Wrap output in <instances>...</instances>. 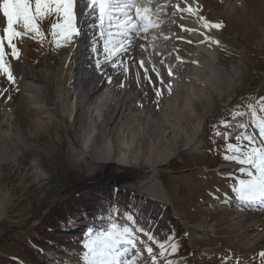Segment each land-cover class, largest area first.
Listing matches in <instances>:
<instances>
[{"label": "rangeland", "instance_id": "obj_1", "mask_svg": "<svg viewBox=\"0 0 264 264\" xmlns=\"http://www.w3.org/2000/svg\"><path fill=\"white\" fill-rule=\"evenodd\" d=\"M77 1L74 0V2ZM197 1L199 5L201 4V12L207 20L223 25L214 33L219 41L218 44H215L217 50L215 67L223 74L228 83L223 82L221 91L217 90V86L208 87L205 91L204 95L212 98L210 109L207 112L203 110L202 98L199 104H193L198 117L202 112H206L202 119V128L197 136L200 148L193 151H182L176 157L162 164L151 162L155 164L158 180L169 197L170 206H167L171 209L172 216L179 222L183 231L182 238L190 250L188 255L190 263L188 264H264V257L259 255L264 252V238L258 243L249 242L250 245L246 244L248 239L253 240L264 230V205L257 204V209L251 208L249 201L238 198L233 187L238 179L246 177L239 172L241 165L225 159L226 155L232 154L227 151V145L240 142L236 138L220 145H205L204 142L207 119L213 117L219 109L224 107L230 108L234 113H246L243 117L248 125V133L255 135L257 140L259 139V134L251 123V113L247 106L252 104L257 114L264 116V113L259 110L260 105L256 103L264 98V0ZM74 9L75 13L77 9ZM169 13L166 11L163 16H168ZM56 22L55 14L41 22L42 37L37 36L33 39L35 33L29 32L22 38H15L13 43L20 53L18 59L12 58V50L7 46V40L4 42L7 53L5 59L9 64V61L18 62L28 69L40 70L45 68L48 63L54 76H50L52 98L58 99L57 96L64 94L70 101H68L69 105H74V110L72 120L63 117L57 108L49 111V115L46 117L37 111L28 110L27 107L33 103L26 101L22 96L23 86L27 80H19L12 66L13 81H9L6 75L0 73V112L9 111L15 115L17 126L23 131L22 137L27 146V149H21L22 153L18 156L16 163L0 166V256H14L16 252L15 239L26 241L27 232L35 227L48 209L66 194L73 192L77 187L94 184L99 179L106 177L104 176V167L111 166L114 169L129 170L131 177L125 178L123 189L132 190L145 196L146 194L137 189L142 181L151 174L152 169L146 162L150 157L152 145L147 143L148 136L143 131L145 120L146 118H158L164 104L167 105L172 101V98L178 97L190 82L178 75L177 68L180 65L170 67L171 75L162 68L164 72L162 78L158 76L156 78L147 66L139 68L138 61L136 62L138 68H132V75L130 72L128 75L124 73L122 75L120 73L111 74L110 69L114 70L116 67L114 68L110 64L109 69L108 66H104L105 61L100 62L102 63L100 69L97 67L95 73L98 78L103 79L100 82L103 91L108 88L109 92L129 94V98L121 96V100L125 102V106H121L123 108L122 115H114V122L109 127V140L112 142V146L114 145L112 149L114 156L111 161L95 163L87 159L86 163L81 161L76 163L77 153L72 154L71 144L76 147L77 151H82L86 145L83 136L91 132L95 133V138L99 135L100 129L95 126L97 119L93 109L94 106H103V102L94 105V101L101 93L98 92L90 98L91 87L82 92L76 85L71 86V83L78 79L76 72L71 70V67L80 66L84 60L82 55L76 56L78 58L76 64L59 71V62L72 48L73 36L68 40L60 36L54 39L51 34V24ZM0 24L6 26L2 13H0ZM2 26H0V35L3 34ZM167 26L170 33L168 41H170V45H173L172 43L175 45L182 33L177 32L178 27L173 21L167 23ZM201 40L203 41V38ZM161 42L162 52H169L171 49L168 50V46L165 45L167 43ZM178 45L181 54H184L186 47L180 43ZM75 47L74 45L73 49L76 54L77 47ZM97 49L93 50L89 60H98L95 52ZM164 58H166L164 62L172 63L173 61L171 55ZM113 63H116L118 68L121 66V69L124 66L121 62L113 61ZM149 63L152 65V61ZM146 74L147 79L145 78ZM167 79L172 84L169 89L173 92L164 95L162 85L168 81ZM161 81L163 82L161 83ZM37 84L42 85V81L39 79ZM157 90L161 92L160 96L156 95ZM127 99L128 101H126ZM37 100H39L38 105H42L45 98L39 96ZM182 102L180 103L182 104ZM79 105L82 106L81 110H78ZM113 105L114 103L111 102L107 110L105 109L106 114L112 113ZM124 114H126L125 118ZM108 118H103V121L98 120V125H104L109 121ZM36 119H41L44 122L42 128L38 123H36V127L33 122ZM77 119L79 123H76ZM222 125L221 121L215 124L216 135L221 132ZM4 128L7 127L4 126ZM142 131L144 132L143 138L141 137L143 145L139 149L140 140L138 141V139ZM149 132L157 134L151 129ZM122 138L123 140H121ZM101 140L100 136L96 138V141L92 140L93 144L89 148L93 149L90 152L91 156L94 155V149ZM120 140H125L130 147L135 148L128 155V163L116 160V156L121 151H125L123 148L121 149L122 142ZM37 161L39 166L34 168L33 163ZM170 162L171 165L180 164V168L173 170L174 168L169 166ZM213 165L216 167L211 168ZM225 166L227 167L225 168ZM107 181L104 180L102 183L106 184ZM244 205L247 208L245 211H243ZM258 207L261 209L259 210ZM238 212H244V215L237 218ZM241 218H244L241 227H233L232 225L238 223ZM203 222L213 226L215 231L207 233L195 231ZM73 223L78 224L75 220ZM134 235L137 242L136 249L131 250L126 257H130L132 260L133 253L139 252V255L135 257L137 264H153V258L155 264H167L168 261H172L173 264H187L188 261L180 257L181 251L178 248L175 252L171 251L170 244L174 243L173 241L165 246L164 256H160L161 249L152 240H149L148 236L141 232L134 233ZM147 247L152 248L151 254L145 250ZM82 251V247L75 249L73 257L68 259L69 263L81 264L79 254Z\"/></svg>", "mask_w": 264, "mask_h": 264}, {"label": "bare ground", "instance_id": "obj_2", "mask_svg": "<svg viewBox=\"0 0 264 264\" xmlns=\"http://www.w3.org/2000/svg\"><path fill=\"white\" fill-rule=\"evenodd\" d=\"M80 2L83 5L84 0H80ZM146 2L147 0H141L142 5ZM157 5L162 6V10L159 13L154 12L152 16L153 19L160 21L159 26L151 27L147 33H140L139 35H137L136 33H132L130 36L131 43L129 46H127V50L120 51L116 56L112 58H114L115 61L124 64L122 69L121 66L119 68L116 67L113 70L114 74L120 73L122 75L124 73L128 75L130 72V74L132 75L131 72H133L132 70L134 68L136 69V62L138 61L139 68H144V66H147L148 69L152 70L150 72H152L153 75L155 74V77L157 76V72L159 73L158 77L163 76V69L169 72L171 70L170 67L173 68L175 65H180L177 68L178 75L184 78V80H190L188 86H186L181 93L179 92L180 94L178 95V97L172 98V101H170L167 105L164 104V107L160 115H158V118H153L154 120L146 118L144 124L145 129H143V131L148 136V140L146 139L148 141L147 143H151L152 145V149L150 150L149 154L150 157L146 161L147 164L152 167V169L151 174L142 181L137 189L141 193L146 194L154 199L164 200L167 202L168 197L166 196V193L164 192V189L161 187V184L158 180V171L155 168V164H152L151 161H155V163L159 162L162 164L163 162L176 157L182 151H193L196 148H200V144L197 142V136L203 125L202 119L205 117V113L210 109L212 99H210L208 95L205 96L204 93L205 91H207L208 87L210 88L212 86H217V90L221 91V86L224 85L223 82H228L226 81L223 74L219 70H217L218 68L216 69L215 67V60L217 55L216 45L214 43H211L210 41L205 40V35L211 36L216 40L218 38H216V35L214 34L216 31L215 28L206 29L203 27V21L199 19V16H203L201 12V4L199 5L197 0H151L150 7L154 9ZM176 5H179L181 8H185L191 5L193 9L198 8L199 12L197 13V15H192L188 12L178 11L175 8ZM81 11L87 17L86 23L81 24L84 29H80V33L78 36V43L80 46V48L78 49V53L79 55H82V58H84V60L80 63V66L77 65L78 67H71V70L73 69L74 72H76V76L78 77V79H76L75 81L76 84L75 82H73L71 83V86L76 85V87H78V89H80L82 92H84L86 88L91 87V92H88L90 98L98 92L101 93L100 96L94 101V105H97L99 102L102 104L103 102V106H94L93 112L96 113L95 115L97 119L95 122V126L100 129L98 136H100L102 140L99 141L98 145L95 147V153L93 156L90 155V152L93 149L89 148L93 144L92 140L96 141V138L98 137L97 136L95 138L96 135L95 133L92 134L93 132L83 136L84 142H86L84 143L86 144L84 146V150L77 151L76 147H74L73 144H71V148L73 151L72 154L77 153V159L75 160L76 163H78V161L86 163L87 159L95 163H105L111 161L112 157L114 156V154L112 153L114 145L112 146V142H110L109 140V127L114 122V115H122V107L125 106V102L121 100V96H127V98H129V94H117L114 91L109 92L110 89L108 88L103 91L101 87L102 84L100 83L103 79L98 78V75L95 73V68L97 67L98 63L100 65L102 64L100 62L103 61H105L104 66H108V54L105 52V39H107L108 36L107 31H105V34L103 36L101 35V30L99 28L100 21L98 19V11L89 8V3H87L84 8H81ZM166 11L170 12L169 15L163 16V13H166ZM204 18L206 21L210 22L206 17ZM172 21L175 23V26L178 27L177 32H180V34L182 33L181 36H179L177 39L178 43L175 45L174 43H172L173 45H170V41H168V36L170 35V33L168 32L169 27L167 26V23ZM104 27L107 30V20L105 21ZM184 29H194V31H186ZM92 31H95V33ZM201 38H203L204 42H202ZM161 41H163L164 44L167 43L165 45L168 46V50L171 49L169 52H162L163 48L160 46ZM189 41L191 42L189 43ZM179 43L186 47V52L184 54H181V51L179 49L180 47H178ZM73 46L74 45H72L71 50L67 52L63 59L59 62V71H62V69L72 64H76L75 62L78 61V58H76V54L74 53ZM109 47L111 48V44L109 45ZM93 48H98L95 51L98 59L97 64H94L95 60H89L92 55ZM75 50L77 51V49ZM169 54L173 59L172 63L170 61L168 62L170 64L164 62V60L166 59L164 57L168 56ZM177 57H179V59H177ZM141 61H143V67H140ZM150 61H152V65L149 63ZM9 62L19 80H27V83H25L23 86L22 96L26 101H32L33 103L32 105H29L27 107L28 110L37 111L45 115L46 117L49 115V111L57 108L60 110L63 117H68L69 120H72L74 105H69V100L66 98V96H64V94L57 96L58 99H54L51 96L50 90L52 88V82H50V76L52 75V71L50 70L47 62L46 67L40 70L28 69L25 65L18 62ZM149 64L151 65L150 68L148 66ZM161 64L163 65L161 66ZM125 67L128 69L127 72L124 71ZM111 70L112 69H110V71ZM187 77L190 78L187 79ZM39 79L42 81V85L37 84ZM125 83L124 86L126 85ZM185 84L187 85V83ZM170 86H172V84L169 80L162 85V93L164 95H169V93L173 92L170 91ZM39 96L40 98H45L42 105H38L39 100H37V97ZM201 98V104L204 105L203 110H206V112H202L198 117L196 115L197 112L194 109L195 107L193 108V104H199L201 102ZM126 101H128V99ZM181 101H183L182 104L180 103ZM111 102L114 103L112 108L113 111L111 114H106L105 109L107 110V107L109 106V104H111ZM81 108L82 106L79 105L78 110H81ZM8 112H0V166L3 164L16 163L18 156L20 155V153H22L21 149L27 147L22 137L23 131L17 126L15 115L12 112ZM105 117H109V121L105 122L104 125H98V120L103 121V118ZM123 117L125 118L126 114H124ZM33 122L36 127V123H38L40 128H42V123H44L41 119H36ZM76 123H79L78 119ZM4 126L8 129H5ZM149 129L154 130L155 132H157V134L154 132H149ZM143 131L139 134L140 137L138 141L140 140V145L137 143L140 146L139 149H141L143 145V142L141 141V139L143 138ZM121 140H123V138ZM121 142V149L123 148L125 151H121L119 155L116 156V160L123 163H128V155L133 151L134 147H130V145L125 142V140ZM33 165L34 168H37L39 166L38 161L36 163H33ZM226 167L227 166H225V168ZM3 200L5 201V199ZM249 202L251 208H256L257 204H259L260 206L262 204L264 205V202L261 201ZM244 206L245 207H243V211L247 209L246 205ZM260 209L261 207L259 208V210ZM243 215L244 212H238L236 217L240 218ZM243 220L244 218L239 219V222L234 224L232 223V226L241 227V223ZM195 231L201 233L214 232L215 228L213 226H210L208 223L203 222L196 228ZM262 238H264V230L259 233L253 240L248 239V242L246 244L250 245V243H258ZM123 259L131 260L130 257H124Z\"/></svg>", "mask_w": 264, "mask_h": 264}, {"label": "snow or ice", "instance_id": "obj_3", "mask_svg": "<svg viewBox=\"0 0 264 264\" xmlns=\"http://www.w3.org/2000/svg\"><path fill=\"white\" fill-rule=\"evenodd\" d=\"M150 5L151 0H147L143 5L141 0H90L89 8L98 11L101 35L103 36L107 31L105 52L108 54L109 60L120 51L127 50V46L131 43L130 36L132 33L137 35L147 33L151 27L159 26L160 21L153 19L152 14L154 12L159 13L162 6L157 5L153 9ZM175 8L192 15H197L199 12L198 8L193 9L191 5L185 8L176 5ZM73 9L74 0H0V13L6 21V26L0 25L3 27V34L0 35V73L6 75L9 81H13L11 65L5 59L7 55L4 47L5 40H7V46L12 50V58L18 59L20 53L13 40L18 37L22 38L29 32L35 33L33 39L37 36L42 37L43 31L40 24L53 14L57 18V22L51 24L53 38L60 36L65 40L71 39L77 32ZM199 19L203 21V27L206 29L223 27L222 23H210L203 16H199ZM106 20L108 23L107 30L104 27ZM184 30L194 31V29ZM205 40L214 44L219 43L218 40L207 35H205ZM110 44L111 48L109 47ZM140 66H144L143 61L140 62ZM97 67H100L99 63ZM112 67H117V64L113 63ZM124 71L127 72L128 69L125 67ZM157 76H159L158 72ZM145 78H148L147 74ZM156 95L160 96L161 92L157 90ZM256 103L260 105V112L264 113V98ZM247 107L251 113V123L258 132L259 139L257 140L255 135L246 133L236 136V140L240 143L227 145V151L232 154L226 155L225 159L241 165L239 172L246 177L238 179L233 187L238 198L243 201L264 202V116L258 115L252 104ZM245 114L244 112H236L233 114V118L243 117ZM224 127L227 128L230 125L225 123ZM238 127L247 128L248 125L241 123ZM217 135L221 134L217 133ZM126 219L129 222L132 221L131 216ZM139 232H144V230L139 227H130L127 224L121 226L116 223H111L106 229H89L87 239L82 245L83 251L79 254L81 264H137L135 257L139 255V252L133 253L134 258L132 260L123 258L131 250L136 249L137 242L134 233ZM144 234L148 236L149 240L154 239L150 233L145 232ZM171 240L172 237H168V241ZM158 246L161 249L159 255L164 256L165 244L160 243ZM170 247L171 251L175 252L178 245L171 243ZM145 250L149 254L153 251L151 247H147ZM259 255L264 257V252L259 253ZM153 264H155L154 258ZM167 264H173V262L168 261Z\"/></svg>", "mask_w": 264, "mask_h": 264}, {"label": "trees", "instance_id": "obj_4", "mask_svg": "<svg viewBox=\"0 0 264 264\" xmlns=\"http://www.w3.org/2000/svg\"><path fill=\"white\" fill-rule=\"evenodd\" d=\"M233 114V110L224 107L207 119L205 145H220L238 135L249 134L248 127H238L241 123L247 124L244 117L234 119ZM220 121L223 122L221 135H216L214 126ZM225 123L230 127L225 128ZM169 166L173 170L180 168V164L171 165V162ZM103 171L106 177L77 187L53 204L40 222L27 232L26 241L15 239V255L0 256V264H70L68 259L73 257L75 249L82 247L89 229H106L111 223L142 228L144 232L141 233H150L157 245L167 246L173 241L181 251L180 257L190 263V250L171 209L163 202L123 189L125 178L131 177L129 170L107 166ZM104 180H108L106 184L102 183ZM128 216L132 217L131 222L127 221ZM74 220L78 224H74ZM168 237L172 240L168 241Z\"/></svg>", "mask_w": 264, "mask_h": 264}, {"label": "water", "instance_id": "obj_5", "mask_svg": "<svg viewBox=\"0 0 264 264\" xmlns=\"http://www.w3.org/2000/svg\"><path fill=\"white\" fill-rule=\"evenodd\" d=\"M145 196L148 197V198H150V199L157 200V201H159V202H163V203H165L166 205L170 206V203H169V197L167 196V194H166V196L168 197V201H167V202L164 201V200L154 199V198H152V197H150V196H148V195H145Z\"/></svg>", "mask_w": 264, "mask_h": 264}]
</instances>
